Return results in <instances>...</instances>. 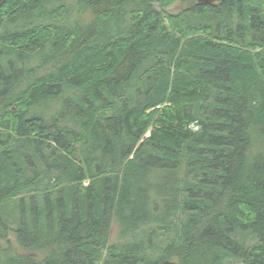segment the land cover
Masks as SVG:
<instances>
[{"label":"trees","instance_id":"16d2710c","mask_svg":"<svg viewBox=\"0 0 264 264\" xmlns=\"http://www.w3.org/2000/svg\"><path fill=\"white\" fill-rule=\"evenodd\" d=\"M166 260L264 264V0H7L0 264Z\"/></svg>","mask_w":264,"mask_h":264},{"label":"water","instance_id":"95a60500","mask_svg":"<svg viewBox=\"0 0 264 264\" xmlns=\"http://www.w3.org/2000/svg\"><path fill=\"white\" fill-rule=\"evenodd\" d=\"M7 0H0V6ZM223 0H197V2L199 4H208V5H218L219 3H221ZM161 264H178L175 261H171V260H166Z\"/></svg>","mask_w":264,"mask_h":264},{"label":"rangeland","instance_id":"374dc122","mask_svg":"<svg viewBox=\"0 0 264 264\" xmlns=\"http://www.w3.org/2000/svg\"><path fill=\"white\" fill-rule=\"evenodd\" d=\"M181 3L180 2H176L175 4H173L171 7L168 8V10H170L171 12H178L179 10H181Z\"/></svg>","mask_w":264,"mask_h":264},{"label":"bare ground","instance_id":"6f19581e","mask_svg":"<svg viewBox=\"0 0 264 264\" xmlns=\"http://www.w3.org/2000/svg\"><path fill=\"white\" fill-rule=\"evenodd\" d=\"M6 2V1H5ZM162 262V261H161Z\"/></svg>","mask_w":264,"mask_h":264}]
</instances>
